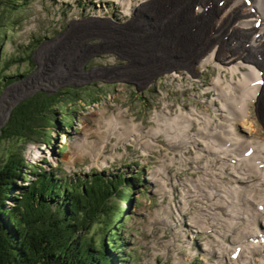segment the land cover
Segmentation results:
<instances>
[{
	"label": "rangeland",
	"instance_id": "374dc122",
	"mask_svg": "<svg viewBox=\"0 0 264 264\" xmlns=\"http://www.w3.org/2000/svg\"><path fill=\"white\" fill-rule=\"evenodd\" d=\"M173 1L181 2L182 11L188 12L199 0ZM137 6L135 3L133 7L123 9L116 0H31L27 7L13 14L16 24L9 28L4 43H0V169L12 155L20 153L35 168L43 167L48 172L58 168L63 176L73 178L87 175L89 171L124 172L129 177L140 169L135 165H141L149 169L141 175L151 183L149 195L141 192L142 186L136 188V198L126 205L130 208L131 219H127L125 228L128 238L125 252L131 256L130 263L215 264L220 261L219 264H227V253L208 254L205 247L212 240L215 244L218 235L213 232L205 235L194 217L198 208L189 213L182 202L180 192L186 191V178H195L202 171L194 172L190 166L176 160L169 162V157L180 158L176 148L165 142L162 135L151 136L160 123L155 120L156 115L160 118L168 113L175 116L180 109L189 112L191 108L212 114L216 109V113L222 114L220 103L223 98L216 99L215 89L210 88L218 71L214 67L206 68L198 72L195 81L185 71L174 69L168 74H158L144 88L135 87V81L125 74L128 61L121 60L115 53L99 50L101 44L110 41L105 39L104 24L94 22L101 19L117 25L113 27L127 25L136 17L133 9ZM148 15L155 17L157 14ZM169 23H181L179 16ZM93 24L100 27L96 30ZM139 35L145 37L146 34ZM244 39H238L239 43ZM207 40H204L205 45ZM217 40L220 43L229 41L224 33L212 43ZM122 41L126 44L124 37ZM231 54L226 52L225 56ZM21 58L25 59L21 62ZM249 70L250 67L242 66L240 75L223 71L222 74L226 81H238ZM175 74L182 76L174 77ZM40 92L68 93L63 100L69 110L75 111L72 129L57 131L42 124L43 121H35L33 128L49 136L50 144H46L42 136L34 137V141L26 139L30 135L22 140L5 137L4 129L8 127L14 109ZM72 92L74 94L70 96ZM248 107L253 118L248 120L247 126L254 130L264 129V101L250 102ZM129 121L135 126L130 124L126 128ZM134 132L140 134L139 138ZM254 133L256 131L251 135ZM188 155L192 156L194 152L190 150ZM164 164L167 165V177L158 172ZM25 171L30 174L29 169ZM31 179L36 181L38 177L32 174ZM23 184L27 185L23 181L17 182V186ZM111 203L120 204V199L115 196ZM9 204L13 205L12 201ZM102 224L101 220L95 221L82 234L101 239ZM259 224L263 225L261 220ZM238 232L232 233V237Z\"/></svg>",
	"mask_w": 264,
	"mask_h": 264
},
{
	"label": "bare ground",
	"instance_id": "6f19581e",
	"mask_svg": "<svg viewBox=\"0 0 264 264\" xmlns=\"http://www.w3.org/2000/svg\"><path fill=\"white\" fill-rule=\"evenodd\" d=\"M116 1L123 9L138 3V8L133 9L136 17L118 27L101 19L94 23L104 24L105 39L111 44L117 41L126 47L127 53L141 55V64H146L135 66L136 73L148 77L179 69L197 81L198 72L206 68L214 67L218 71L210 88L215 89L216 99L223 98L222 114L211 106L215 114L191 108L189 112L180 109L175 116L156 115L155 120L160 123L151 136L162 135L165 142L176 148L180 158L169 157V162L176 160L194 172L202 171L195 178L188 177L186 193L201 198V207L212 213L211 218L205 219H209L208 225L218 228L216 251L225 253L229 248L227 239H231L230 248H233L264 229V217L257 212L261 205L264 208V129L247 126L253 118L248 104L264 101V0H199L188 12L182 11L181 2L173 0L169 5L167 0ZM148 13L157 15L151 17ZM176 15L181 23L172 27L169 21ZM114 30L119 31V36ZM140 33L146 34L145 37H138ZM223 33L229 39L227 43L219 40L212 43ZM206 39H209L207 45ZM226 52L232 54L226 57ZM242 66L250 70L241 79H224L222 71L240 75ZM178 76L182 74L174 75ZM130 124L134 125L126 122L125 127L129 128ZM253 131L256 133L251 135ZM136 132L133 134L139 138ZM190 150L194 155L186 156ZM167 171L166 164L160 165L159 175L167 177ZM235 231L239 232L232 237ZM250 251L253 253L254 249ZM238 258H242V252Z\"/></svg>",
	"mask_w": 264,
	"mask_h": 264
},
{
	"label": "trees",
	"instance_id": "16d2710c",
	"mask_svg": "<svg viewBox=\"0 0 264 264\" xmlns=\"http://www.w3.org/2000/svg\"><path fill=\"white\" fill-rule=\"evenodd\" d=\"M30 1L0 0V43L16 24L13 14ZM66 94L40 92L25 100L28 103L14 109L5 137L22 140L30 135L26 139L32 141L42 136L50 144L49 136L33 128L35 121L57 131L72 129L75 111L65 105ZM63 174L58 168L48 172L29 165L22 153L12 155L0 169V264H131L125 252V228L131 219L126 205L136 198V188L143 186L141 192L148 194L141 176L97 171L74 178ZM18 181L27 185L17 186ZM115 196L120 204L111 203ZM99 220L101 239L82 234Z\"/></svg>",
	"mask_w": 264,
	"mask_h": 264
},
{
	"label": "water",
	"instance_id": "95a60500",
	"mask_svg": "<svg viewBox=\"0 0 264 264\" xmlns=\"http://www.w3.org/2000/svg\"><path fill=\"white\" fill-rule=\"evenodd\" d=\"M90 26H92V25H90ZM170 26L173 27V24H171ZM92 27L96 28V30H97L100 26L98 27L95 24H93ZM114 32H116L117 35L119 36V34H118L119 31L117 32V30H114ZM138 37L143 38L141 35H138ZM188 38L191 39V35H188ZM138 41H140V39H138ZM138 41H135L133 43H135L136 45L139 46L140 44L138 43ZM72 48L74 49L75 47H72ZM125 48L126 47L121 46L119 44V42L114 41L113 44L108 43V42L101 44V48L99 50H102V52L105 51L106 53H113V54L115 53L116 55L121 57V60L128 61L129 64L124 68V69H126L125 70L126 77L131 81H135V82H133L135 87H139V85L143 86V88L146 87L148 84H150V82H153V80L157 77L158 74H156L154 76L148 75V77H146L140 73H136L134 67L139 66V65H144V64H146V62L141 64V59H140L141 55L138 53H136V55L132 54L133 52L127 53L124 50Z\"/></svg>",
	"mask_w": 264,
	"mask_h": 264
},
{
	"label": "flooded vegetation",
	"instance_id": "af4514ba",
	"mask_svg": "<svg viewBox=\"0 0 264 264\" xmlns=\"http://www.w3.org/2000/svg\"><path fill=\"white\" fill-rule=\"evenodd\" d=\"M55 52H57V50H55ZM49 62H50V63H53L51 59H49Z\"/></svg>",
	"mask_w": 264,
	"mask_h": 264
}]
</instances>
